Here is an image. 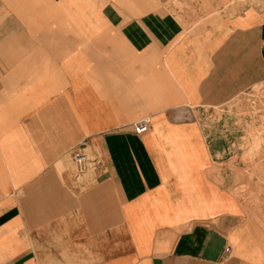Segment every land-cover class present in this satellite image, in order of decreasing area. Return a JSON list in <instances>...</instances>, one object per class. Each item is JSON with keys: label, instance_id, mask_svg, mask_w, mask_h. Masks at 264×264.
<instances>
[{"label": "crops", "instance_id": "obj_1", "mask_svg": "<svg viewBox=\"0 0 264 264\" xmlns=\"http://www.w3.org/2000/svg\"><path fill=\"white\" fill-rule=\"evenodd\" d=\"M234 1L187 27L167 0H0V264H264L224 183L247 133L212 111L264 84V0Z\"/></svg>", "mask_w": 264, "mask_h": 264}, {"label": "rangeland", "instance_id": "obj_2", "mask_svg": "<svg viewBox=\"0 0 264 264\" xmlns=\"http://www.w3.org/2000/svg\"><path fill=\"white\" fill-rule=\"evenodd\" d=\"M174 8H179L181 13L186 17L187 27H197L199 24H204L205 21L224 13L233 11L235 7L234 0L229 2V7L226 3L220 0H167ZM208 4V5H207ZM230 10V11H229ZM234 102L218 106L212 109L216 114L224 113L228 116V110L237 109L239 114H235L236 124L239 125L240 132L246 131L247 135L238 136V140L242 139L239 144L241 152L233 165L224 167V183L230 190L236 192L240 190V195H244V199L260 207L264 211V84H254L247 91H243L235 96ZM223 105V104H222ZM212 111H210L212 113ZM188 117V116H186ZM189 118V117H188ZM246 129H244V128ZM242 136V137H241ZM87 148L85 146L84 150ZM86 152V151H85ZM87 154V152H86ZM98 157V156H97ZM77 175H81L76 171ZM92 168L87 165L86 172ZM85 172V173H86ZM238 172V173H237ZM83 173V174H85Z\"/></svg>", "mask_w": 264, "mask_h": 264}, {"label": "built area", "instance_id": "obj_3", "mask_svg": "<svg viewBox=\"0 0 264 264\" xmlns=\"http://www.w3.org/2000/svg\"><path fill=\"white\" fill-rule=\"evenodd\" d=\"M131 127H132V131L135 134L136 133L140 134L149 129V121L147 118L142 117V118L136 119V121L131 124ZM85 146H86V142H83L79 147L73 148L70 153L76 165V171H78L79 173L84 172L86 168V163L88 162V155L86 154L84 150ZM93 160L94 161L91 162V164L93 165L91 166L92 168L97 165H101L99 157H96ZM228 250L229 248L226 249V251Z\"/></svg>", "mask_w": 264, "mask_h": 264}, {"label": "bare ground", "instance_id": "obj_4", "mask_svg": "<svg viewBox=\"0 0 264 264\" xmlns=\"http://www.w3.org/2000/svg\"><path fill=\"white\" fill-rule=\"evenodd\" d=\"M88 155V162L86 163V168H87V165H91V166H93L92 164H91V162H93L94 160V158H96V156L94 157V156H92V155H90V154H87ZM75 164V163H74ZM76 166V165H75ZM86 168H85V170H86ZM84 170V172H81L80 174H83V173H85L86 171ZM79 173V172H78Z\"/></svg>", "mask_w": 264, "mask_h": 264}]
</instances>
